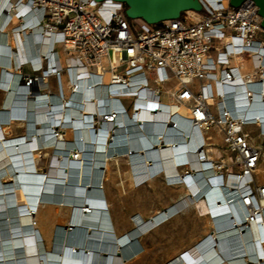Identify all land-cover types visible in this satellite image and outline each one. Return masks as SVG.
I'll return each mask as SVG.
<instances>
[{"label": "bare ground", "instance_id": "obj_1", "mask_svg": "<svg viewBox=\"0 0 264 264\" xmlns=\"http://www.w3.org/2000/svg\"><path fill=\"white\" fill-rule=\"evenodd\" d=\"M7 6V0L0 2V10ZM31 33L37 36L39 29ZM23 34L28 35L27 29L18 34L8 30L0 34V57H5L7 47L11 58V63L7 59L10 71L4 70L9 67L4 62L0 74V264H91L93 255L102 251L106 252V264H131L144 251L142 238L191 209L199 212L205 221L203 234L165 264H264V213L253 220L246 219V208L238 200V193L246 189L243 182L239 183L234 176L221 179L209 172L211 162L197 166L188 158L191 156L188 152L195 149L193 143L198 130L188 126L185 130L177 128L170 117L154 116L162 104L150 106L154 113L145 109L132 112L129 118L121 117L120 123L126 121L130 127L114 129L112 125L101 124L95 128L92 114H98L96 108L104 106V102L111 109L119 108L121 99L113 96L118 93L115 88L91 87L79 71L76 78L80 81L74 86L70 82L73 75H64L69 86L66 91L62 86L65 99L61 105L59 93L58 98L49 99L43 92L33 101L32 108L27 105V110L23 109L25 89L21 90L22 94L18 92L20 71L15 69L32 57L37 44L36 40L23 38ZM49 47L50 43L40 42L39 54H47ZM33 67L38 69L39 65L33 62ZM45 83L50 89L49 80ZM54 83L58 87L57 80ZM249 88L256 87L249 85ZM233 95L226 96L221 103L233 107L234 118L257 120L256 139L264 140V98L254 93L242 112L239 96ZM163 101L167 105L165 98ZM169 112L188 114L184 106L169 107ZM14 127L22 128V134L11 136ZM208 135L211 161L221 152L216 144L219 136L212 131ZM184 136L188 137L185 145ZM251 144L261 148L252 136ZM39 155L43 157L41 164L37 163ZM120 161L126 164L132 188L158 180L170 189L179 188L175 200L163 209L147 217L142 212L132 213L127 220L131 228L126 230L115 226L105 192L109 167L113 163L116 172H120ZM257 172L264 176L261 163L254 179L256 185H264L256 178ZM256 203L264 212V201ZM256 203L251 202L249 209L253 210ZM82 209L85 211L79 214ZM60 210L66 214L65 220L51 214ZM42 211L46 213L42 215ZM64 221L68 226L65 231ZM56 226L57 244L52 245ZM69 246L73 252L75 247L80 253L86 249L82 258L67 254ZM115 249L122 250L117 257L113 255ZM130 251L133 254L127 257Z\"/></svg>", "mask_w": 264, "mask_h": 264}, {"label": "built area", "instance_id": "obj_2", "mask_svg": "<svg viewBox=\"0 0 264 264\" xmlns=\"http://www.w3.org/2000/svg\"><path fill=\"white\" fill-rule=\"evenodd\" d=\"M7 1L9 6L0 10V34L27 29L28 35L22 37L37 43L32 57L15 69L20 71L18 92L22 94L25 89L23 109L27 110L26 102H36L43 92L49 99L59 93L61 105L65 95L60 78L72 74L74 86L80 81L76 78L79 71L91 87L115 88L118 93L114 97L131 99L129 108L122 105L111 109L108 102L98 106V114H92L95 128L101 124L114 129L130 127L126 121L120 123L121 117L129 118L132 112L145 109L154 113L150 106L162 104L154 116L170 117L179 126L198 130L195 149L188 152V158L197 166L211 162L209 172L221 179L234 176L243 182L246 189L238 193V200L246 208V219L264 213L256 203L264 201V185H256L254 179L256 168L264 162V151L251 144V134L245 130L258 122L234 118L233 107L221 103L228 95H238L245 112L254 93L264 98V29L252 1L234 9L229 0H198L199 12L185 11L178 19L160 25L129 20L125 5L113 0ZM33 29H39L37 36L31 33ZM40 42L50 43L47 54H39ZM243 60L251 63L250 73H241ZM26 67L29 74L24 73ZM49 79L57 80L56 93L45 83ZM249 85L256 88L252 90ZM164 98L167 105L162 103ZM172 106H184L189 117L170 114ZM138 127L142 128L141 123ZM211 131L219 136L221 153L210 161L207 147ZM184 138L183 145L188 137ZM177 168L180 171V166ZM251 202L256 203L253 210L249 209Z\"/></svg>", "mask_w": 264, "mask_h": 264}, {"label": "rangeland", "instance_id": "obj_3", "mask_svg": "<svg viewBox=\"0 0 264 264\" xmlns=\"http://www.w3.org/2000/svg\"><path fill=\"white\" fill-rule=\"evenodd\" d=\"M5 55L7 56V53ZM1 67H3L2 62H0V74L2 71ZM24 73H30L29 67L24 68ZM50 83L51 85H54V80H52ZM66 85L69 86V81L67 78H63V88L64 86L66 87ZM167 87L171 88L172 84H168ZM51 92L56 93L55 86L54 89L51 90ZM1 97L2 95H0V102ZM1 108L2 106L0 105V109ZM22 130V128L14 127L12 129V132H10L12 133L11 136L22 134ZM250 134L254 138V140L257 141L261 149H264V143L261 144V140L256 139L257 133L251 132ZM42 160V155H39L37 163L41 164ZM124 164L125 163L123 162H119V167L121 170H123ZM261 166H264V163H261ZM41 169H43V167ZM106 176L107 181L105 183V192L110 205L114 224L118 229L126 230L131 228V225L127 220L132 213L142 212L144 216L146 215L147 217L154 211L163 209L166 205L171 203L172 200H175L176 193H179L176 192L177 190H179V188L170 189V187L164 185L160 180L148 183L144 186H141L140 188H132L127 178V172H107ZM256 178L264 181V176H262L260 172L256 173ZM45 213L46 211H42V215H44ZM51 214H56L57 218L59 219H66V217L64 216L66 214L62 210L56 213L52 211ZM131 219L133 220V217H130V221H132ZM65 222L66 221H64V225H62L63 231L68 228ZM57 227L58 226H56L54 230L52 245L56 244L55 235L58 229ZM204 227L205 221L201 217V214L199 212H196L193 209L185 212L174 222L152 232L149 236L142 238L141 242L143 244L144 251H141L139 253H142L141 257L131 264H165L175 254H177L178 251H181L182 249L189 246L193 242V240L198 239L199 236L203 234L202 230L204 229ZM73 231L74 228L70 232H68V234H72ZM84 239H86V236ZM83 243L85 244V240L83 241ZM51 250V252L54 251V249L52 248ZM121 251L122 250L115 249V251L113 252L114 257H117V254ZM98 258L100 262L106 260V252L102 251V254H99Z\"/></svg>", "mask_w": 264, "mask_h": 264}, {"label": "water", "instance_id": "obj_4", "mask_svg": "<svg viewBox=\"0 0 264 264\" xmlns=\"http://www.w3.org/2000/svg\"><path fill=\"white\" fill-rule=\"evenodd\" d=\"M95 2H101L103 0H93ZM123 3L126 7L125 16L128 19H139L150 25H160L164 21L178 19L179 16L185 11H196L201 10V6L198 0H113ZM245 1L248 0H229V6L236 9L240 7ZM252 1L258 8V15L261 18L260 26L264 29V0H249ZM33 102L30 101L28 106L32 108ZM87 205V203H85ZM85 210L82 209L79 214ZM78 214V215H79ZM102 214L99 216L101 220ZM84 232V231H83ZM66 250V253L72 257L82 258V254L78 252V248L75 247L74 252ZM85 252V250H83ZM129 254V255H128ZM127 257H130L133 253L130 251ZM98 255H93L91 264H96V258ZM126 257L122 258L125 261Z\"/></svg>", "mask_w": 264, "mask_h": 264}, {"label": "crops", "instance_id": "obj_5", "mask_svg": "<svg viewBox=\"0 0 264 264\" xmlns=\"http://www.w3.org/2000/svg\"><path fill=\"white\" fill-rule=\"evenodd\" d=\"M10 51H9V49H7V47H6V53H7V56L9 57L10 56V53H9ZM6 56V55H5ZM1 58V57H0ZM2 59V60H1ZM0 59V62H2V64H3V66H4V62H6L7 64H8V68L7 69H5L4 68V70L5 71H10V65H9V63H8V61L10 60V63H11V58L7 61V57H4V58H1ZM243 66V67H242ZM240 69H241V73H250L251 71H252V68H251V63H249V61L248 60H243L242 61V64H241V66H240ZM62 79H61V88H62V86H63V78H64V76L63 77H61ZM53 79H49V82H51ZM55 82V81H54ZM50 84V89L52 90V89H54V86H55V83H54V85H51V83H49ZM56 88H57V84H56V86H55ZM65 91L68 89V85H66V87L64 86V88H63ZM1 95V94H0ZM121 103H122V105L125 107V108H129V106H130V104H131V99H128V98H125V99H121ZM180 116H182L183 118H188V114H187V112H182L181 114H179ZM172 124L174 125V126H176L177 128H182V129H184L185 130V126H182V125H178V124H176L175 122H173L172 121ZM245 130L246 131H248V132H255V133H257V128H256V125H253L252 127H246L245 128ZM94 133V132H93ZM261 144L262 143H264V141H262L261 140V142H260ZM216 144H217V146H220L221 145V142H220V139H216ZM120 162H123V161H120ZM111 167H112V169H111ZM115 168H116V166L113 164V163H111V165H110V167H109V172H116V170H115ZM120 169V168H119ZM120 172H126V167H125V164H124V168H123V170H121L120 169ZM258 181H259V183H264V181H261V180H259L258 179ZM56 234H58V229H57V231H56Z\"/></svg>", "mask_w": 264, "mask_h": 264}, {"label": "clouds", "instance_id": "obj_6", "mask_svg": "<svg viewBox=\"0 0 264 264\" xmlns=\"http://www.w3.org/2000/svg\"><path fill=\"white\" fill-rule=\"evenodd\" d=\"M29 104V102H26V106ZM75 250V249H74ZM78 252H79V250H78ZM83 253H84V251H83ZM96 264H106L107 263V258H106V260H104L103 262H100L99 261V258L97 257L96 258Z\"/></svg>", "mask_w": 264, "mask_h": 264}, {"label": "trees", "instance_id": "obj_7", "mask_svg": "<svg viewBox=\"0 0 264 264\" xmlns=\"http://www.w3.org/2000/svg\"><path fill=\"white\" fill-rule=\"evenodd\" d=\"M60 235V234H59ZM81 237H82V235H81ZM56 243V242H55ZM57 244V243H56Z\"/></svg>", "mask_w": 264, "mask_h": 264}]
</instances>
